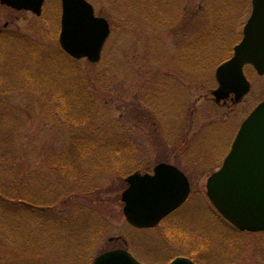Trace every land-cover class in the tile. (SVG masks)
<instances>
[{
    "label": "rangeland",
    "instance_id": "1",
    "mask_svg": "<svg viewBox=\"0 0 264 264\" xmlns=\"http://www.w3.org/2000/svg\"><path fill=\"white\" fill-rule=\"evenodd\" d=\"M88 1L96 15L107 19L111 31L96 63L74 59L61 49L60 0H46L38 16L0 3V30L29 39L25 45L11 44L15 65L25 69V77L38 70L51 72L49 79L73 96L70 103L78 114L91 104L76 88L66 87V75L82 80L86 98H96L95 108L91 105L97 111L96 127H124L136 135V168L127 172L122 166L102 167L101 151L94 160L100 166L92 168L88 158L73 161L76 172L64 166L48 174L69 130L56 116L58 109L48 101L53 97H47L39 76L20 79L8 76L10 70L0 71V103L9 107L4 118L10 123L8 131L15 133L9 143L11 165L7 172L0 170V189L11 191L14 179L21 178L25 200L42 202L51 210L54 205H47L59 195L53 209L63 204L75 221L71 232L58 228L50 234L36 213L26 212L24 230L5 220L2 225L11 236L21 238L17 244L9 232L0 230V264H88L93 256L116 247L145 264H168L176 256L196 264H264V231H238L206 195L207 178L220 167L241 121L264 99V75L251 65L244 67L249 91L238 103L218 104L212 95L218 86L216 67L232 56L241 40L251 0ZM34 43L44 58L39 66L30 65L35 57L27 52ZM49 79L43 77V82L51 85ZM10 115L18 122L11 124L15 119ZM160 162L183 171L191 191L159 225L135 228L122 210L126 177L151 172Z\"/></svg>",
    "mask_w": 264,
    "mask_h": 264
},
{
    "label": "water",
    "instance_id": "2",
    "mask_svg": "<svg viewBox=\"0 0 264 264\" xmlns=\"http://www.w3.org/2000/svg\"><path fill=\"white\" fill-rule=\"evenodd\" d=\"M59 44L69 56L98 62L110 35L109 22L97 16L88 0H60ZM45 0H0L16 10L42 13ZM251 12L241 40L230 58L216 67V102L239 101L250 88L244 66L264 74V0H251ZM232 95V96H231ZM121 194L123 213L131 225L149 228L184 203L190 191L187 176L176 166L160 162L152 173L126 178ZM206 194L215 209L242 231H264V99L242 121L222 165L207 178ZM89 264H143L122 248L104 251ZM169 264H195L178 256Z\"/></svg>",
    "mask_w": 264,
    "mask_h": 264
},
{
    "label": "trees",
    "instance_id": "3",
    "mask_svg": "<svg viewBox=\"0 0 264 264\" xmlns=\"http://www.w3.org/2000/svg\"><path fill=\"white\" fill-rule=\"evenodd\" d=\"M21 35H18V33L9 29L0 30V71L8 72L5 70H10V72L7 73L8 76H17L20 79H22V77H25V69L23 70V68L21 67L17 68V66L19 65H15L16 62L13 56L11 57V55L13 54V51H11V44L14 43L13 41H18L20 43H23L24 45L25 41L31 43L27 37ZM36 47L37 44L35 43L32 46L29 45V47H27V50L29 49L27 52H29L31 56L35 57L32 58L33 63H30L31 66L34 63H37L39 66L40 62L38 61L42 59L40 55L41 51H38ZM57 54L59 53L57 52ZM10 59H12L11 63H13L14 65H12L11 63L10 66L5 65L6 61ZM42 61H44V58L42 59ZM22 65L23 64H21V66ZM13 67H15V69L11 71ZM35 73L36 74H34L33 76L25 77V79L30 80L35 76L40 77V81H38V83L40 84L41 88L45 91V94H47L48 98L49 96L53 97V99L48 101L58 109L56 116L59 118V121H63L64 126H66L69 130V137L67 139V142L64 145L60 155L56 157L53 165L48 169V171L50 170L49 172L47 171L48 174H52L55 170L61 169L64 166H67L70 171L76 172L77 169L74 168L73 161L88 158H90V164L92 168L100 166L98 164H94V160L97 158V153H100L101 151L104 155L102 167L105 166V168L108 167L109 169H114L118 166H122L128 169L127 172L135 170L134 168H136V166L133 164V162L138 152V142L136 140V135L130 133V130H126L124 127H120L118 131H116L115 127H109V129L107 127L105 131L96 127L98 124L97 111L95 112V109H91V105H93L94 107L93 102H96V98L94 97L93 99L89 96L88 98H86L84 93L87 94L88 91L85 88H82V80L79 83L78 81L80 79L78 78V76H75L76 74H73L70 77L66 75V79L68 81L66 87H68L69 90H71V86L76 88V94L81 95L82 97L87 99V102L91 104L90 108L87 111L81 110L79 114L75 113L72 109V104L70 102L73 96L66 93L65 91H62L59 85H55V83L51 79H49L52 75L51 72L38 70ZM43 77H45L47 80L49 79L50 84L55 85L58 89L49 85L48 82L44 83ZM76 94L74 93L76 98L79 99ZM8 110L9 107L7 105L0 103V115L2 116V119H4V123H2L1 121L3 120L0 119V170L1 167H4L5 172H7L6 168L11 165L9 161V157L11 156V144L9 145V143L11 142L10 136L15 134L13 133V131H8V124L10 123L5 122L6 119L4 117L9 115ZM10 117L15 119L14 122L11 124L18 122L15 117L11 115ZM185 127H187V125H185ZM87 168L88 167H85L83 170L86 172L89 171L85 170ZM82 174L83 172L80 175ZM53 176H55L56 178L59 177L56 173ZM14 177L17 178L16 175ZM75 180L73 182L72 187L76 186V181L78 179L76 181ZM14 183L15 186L9 188L11 189V191H2L0 189V213L6 216L5 218L3 217L4 219L0 218V230H5L6 232L10 231L7 226L5 227L4 225H2L5 220L9 221L12 227L17 226L24 230V218L27 212L29 214L36 213V216L38 214V218H40L41 222L40 224L44 225V228H46L45 224H47L48 230H50V234L52 232L58 231V228H60L59 230L66 229V233L71 232V227L75 226V221L73 220L72 216L64 210L63 204H60L61 209H53L56 206L55 202L57 201V198H59V195L56 197L55 202H51V204L49 203L47 205H50V207L54 205L53 208L50 210L46 208L42 202L34 203L25 200V196L28 195H25V186H23V180L21 178H19V180L14 179ZM65 186H67V183L65 184ZM58 194H60V192ZM20 215H23V217ZM42 219L44 220V222ZM46 219L47 223L45 221ZM7 235L11 240L14 239L17 244V240H20L21 238V234L16 238H13L10 232L7 233ZM55 237L56 239L59 238L56 235Z\"/></svg>",
    "mask_w": 264,
    "mask_h": 264
},
{
    "label": "flooded vegetation",
    "instance_id": "4",
    "mask_svg": "<svg viewBox=\"0 0 264 264\" xmlns=\"http://www.w3.org/2000/svg\"><path fill=\"white\" fill-rule=\"evenodd\" d=\"M227 102L224 103V105H226Z\"/></svg>",
    "mask_w": 264,
    "mask_h": 264
}]
</instances>
